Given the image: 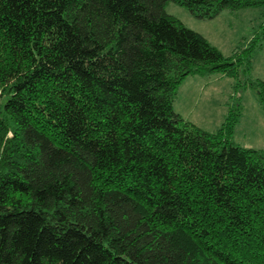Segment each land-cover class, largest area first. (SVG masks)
I'll return each mask as SVG.
<instances>
[{
  "label": "trees",
  "instance_id": "obj_1",
  "mask_svg": "<svg viewBox=\"0 0 264 264\" xmlns=\"http://www.w3.org/2000/svg\"><path fill=\"white\" fill-rule=\"evenodd\" d=\"M264 0H0V264H264V151L174 108L188 75L243 83L165 9ZM253 42V41H252Z\"/></svg>",
  "mask_w": 264,
  "mask_h": 264
},
{
  "label": "rangeland",
  "instance_id": "obj_2",
  "mask_svg": "<svg viewBox=\"0 0 264 264\" xmlns=\"http://www.w3.org/2000/svg\"><path fill=\"white\" fill-rule=\"evenodd\" d=\"M165 9L205 36L227 58L234 55L238 46L255 45L251 68L243 74L242 81L264 79V3L239 10L225 9L207 19L193 15L185 5L174 1H169ZM193 77L199 84L188 86ZM236 101L241 109L233 131L235 142L264 151V107L251 85L236 87V80L220 71L188 75L179 85L174 108L202 129L216 132Z\"/></svg>",
  "mask_w": 264,
  "mask_h": 264
},
{
  "label": "crops",
  "instance_id": "obj_3",
  "mask_svg": "<svg viewBox=\"0 0 264 264\" xmlns=\"http://www.w3.org/2000/svg\"><path fill=\"white\" fill-rule=\"evenodd\" d=\"M187 83H189V85L188 86H194V85H198L199 84V82H198V80L196 79V78H192L191 80H190V78H189V81L187 82ZM176 110V109H175ZM177 111V110H176ZM178 112V111H177ZM178 113H180V112H178Z\"/></svg>",
  "mask_w": 264,
  "mask_h": 264
}]
</instances>
